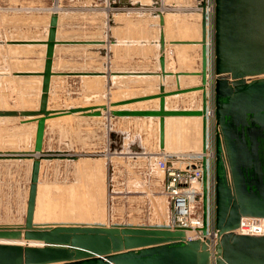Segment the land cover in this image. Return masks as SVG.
<instances>
[{"label": "rangeland", "instance_id": "1", "mask_svg": "<svg viewBox=\"0 0 264 264\" xmlns=\"http://www.w3.org/2000/svg\"><path fill=\"white\" fill-rule=\"evenodd\" d=\"M212 2L207 0L208 9L212 8ZM201 3L202 0H0V110L40 108L43 77L26 74H39L44 70L46 45L36 42L47 40L54 12L58 14L57 40L66 43L55 48L53 71L56 74L51 78L49 109L110 107L112 103L155 94V91L159 94L161 83L166 90L169 88L167 91L177 90V74L178 82L186 75L185 78L193 75L191 78L201 82L191 86H201V74L194 73L202 72V46L187 43L202 39ZM159 13L167 18L164 25L166 70L174 72L170 82L165 80H169L168 75L161 76L159 64ZM208 22L211 100V82L214 81L212 12ZM196 30L197 35H194ZM181 83L183 89L191 87L190 83ZM200 92L195 95V101L203 95V91ZM190 93L172 96L174 100L180 98V104L170 110H195L185 107L183 102L191 97ZM136 104L125 106L138 108ZM126 107H112V110L128 109ZM69 116L67 122L52 123L47 136V146L64 152L65 160L46 163L41 172L35 213L37 223L166 224L171 218L170 198L166 193L164 174L156 166L159 151L165 148L157 144L160 119L111 117L109 113L97 120L83 113ZM30 118L0 119V150L3 154L9 155L19 145L25 148L30 144L31 138L35 137V122L22 123ZM184 120L193 121H171L167 126L168 139ZM106 123L112 125L114 134L113 164L111 170L108 169L107 183L103 166L100 162L94 163L101 157H86L87 153L99 155L104 151ZM194 126L199 140L201 123L196 121ZM26 128L30 129L27 135L24 133ZM181 139L185 141L186 137L181 136ZM202 147L194 151L195 154H200ZM173 151L175 148L166 149L167 153H175ZM13 160L0 161L1 225L22 221L24 224L25 221L30 176Z\"/></svg>", "mask_w": 264, "mask_h": 264}, {"label": "water", "instance_id": "2", "mask_svg": "<svg viewBox=\"0 0 264 264\" xmlns=\"http://www.w3.org/2000/svg\"><path fill=\"white\" fill-rule=\"evenodd\" d=\"M214 117H215V228L218 238L188 239L185 229L145 225H52L37 224L35 213L41 162L52 159L44 151L46 121L54 116L83 113L99 117L102 111L111 117L159 118L161 139L165 119L198 117L202 119L203 152L207 139V94L202 95L201 110H170L167 97L204 91L209 78L207 57V0H202V85L181 88L179 74L175 91L164 84L159 94H151L112 103L110 107L159 100L158 109H119L109 106L75 107L49 110L48 95L55 48L65 44L57 40L58 14L50 18L44 70L41 73L42 98L38 110H0L6 117H35L34 151L30 154H3L0 159H32L24 224L0 225V264H264V235L239 234L244 218L264 219V0H213ZM160 17L159 64L161 76L166 70L165 19ZM116 44V41H113ZM182 43V42H175ZM186 43V42H183ZM188 44H198L194 41ZM163 148V145L161 146ZM5 155V156H4ZM16 155V156H15ZM60 155V154H59ZM64 155V154H61ZM65 157V156H61ZM172 161L167 162L170 167ZM203 164V205L206 235L207 171Z\"/></svg>", "mask_w": 264, "mask_h": 264}, {"label": "built area", "instance_id": "3", "mask_svg": "<svg viewBox=\"0 0 264 264\" xmlns=\"http://www.w3.org/2000/svg\"><path fill=\"white\" fill-rule=\"evenodd\" d=\"M213 6V4H212ZM214 80V79H213ZM212 99L207 98V139L206 152L189 155L188 160L183 156H177L188 164L177 165L174 163L176 156L170 153H161L156 161L157 168L163 172L167 181L166 193L170 198L171 218L161 225L171 230L185 229L188 239L208 238L211 244H215L218 231L215 228V192H214V160H215V117H214V82H211ZM211 102V105L209 104ZM211 107V110L209 109ZM206 158L207 171V219L206 235L202 234L204 226L203 203V164ZM172 161L170 167L167 162ZM195 230L194 235L188 231ZM244 235H264L263 218H244L238 230Z\"/></svg>", "mask_w": 264, "mask_h": 264}, {"label": "crops", "instance_id": "4", "mask_svg": "<svg viewBox=\"0 0 264 264\" xmlns=\"http://www.w3.org/2000/svg\"><path fill=\"white\" fill-rule=\"evenodd\" d=\"M129 109H137V108H129ZM30 110H38V109H30ZM30 110H27V111H30ZM106 114H108V113H105L102 111L101 116L95 117V118H96V120L102 119L103 116ZM35 117L39 118L40 116H35ZM68 117H70V116L69 115L57 116L56 117L57 120H56V118H52V119L50 118L46 121L44 151L50 155H53V158L48 159V160H43L41 162V172L45 168L46 163H51L55 160H57L59 162L65 160V157H61V156H64V155H61L64 152L59 151V150H57V151L52 150L51 148H49V146H47V136L49 135V131L51 130L52 123H54L55 121H57L56 122L57 124H60L61 122H67L68 121L67 119H69ZM27 118H30V117H27ZM170 118H172V117H170ZM30 119L32 120L35 118H30ZM178 119H190V118H178ZM26 121H28V120L26 119ZM166 121H167V118L165 119V130H164L163 141L161 139V132H160L159 141L157 142V144H159L160 148L162 145L165 148L160 150L159 154L163 153V152L167 153L166 152L167 148H175V151H173L175 153H170L173 156H176L174 159V163H176L177 165H181V164L186 165L188 163H187V161H184V160H188V156L191 154H194L195 153L194 151H197L198 149H200L202 144H203L202 131H201V137H199V140H198L197 131L194 128L196 120L195 121L193 120L192 122H190L189 120H184V121H181L179 123V125H181L180 127H178L179 129H176L177 131L173 130V132L171 133V135L169 136V139H168V134H167L168 130H167V122ZM34 122L35 121L26 122V123L29 124V123H34ZM50 122H51V124H50ZM92 123L97 124V122H92ZM23 124H25V123H23ZM36 126H37V123L35 122V131H36ZM105 127H106V129H105V148H104V151H102L99 155H91L90 153H87L86 157L87 156L88 157H98L99 156V158L101 157L99 160H95L94 163L97 164L100 162V164L103 166V168L105 170V178H106L105 183H107L108 169L111 170L112 164H113L112 160H113V138H114V134H113L112 125L110 126V124L108 125L106 123ZM28 131H30V129L26 128V130H24V133L27 135ZM34 134H36V132ZM181 136L183 138L186 137L187 141L186 140L182 141L183 139H181ZM31 139L32 140L30 141L29 145H25V148H23V146L19 145L15 150H13V154H30L31 152H33L34 151L35 137H32ZM26 142H28V141H26ZM0 152H1V150H0ZM177 156H183L185 158H183L184 160H180ZM0 161H2V159H0ZM13 161L18 163L19 167H21V168L24 167V169H26L28 171V175L29 176L31 175V166H32V161H33L32 159H21V160L14 159ZM84 161L86 162V160H84ZM90 163H91V161H90ZM41 172H40V177H41Z\"/></svg>", "mask_w": 264, "mask_h": 264}, {"label": "bare ground", "instance_id": "5", "mask_svg": "<svg viewBox=\"0 0 264 264\" xmlns=\"http://www.w3.org/2000/svg\"><path fill=\"white\" fill-rule=\"evenodd\" d=\"M202 12H203V8H201V11H200V9H199V13H200V15L202 16ZM206 12H207V15H208V17H209V15L211 14V12H212V8L211 9H208L207 7H206ZM210 12V13H209ZM163 14V13H162ZM165 15V14H164ZM199 15V14H198ZM199 15V16H200ZM165 17V16H164ZM199 18V17H198ZM167 19V18H166ZM165 19V20H166ZM186 21V20H185ZM166 22V21H165ZM192 23V22H191ZM177 25V24H176ZM182 25H184V24H182ZM199 25V24H198ZM187 27V26H186ZM191 28H192V26H191ZM196 28V27H195ZM166 31H167V29H166ZM186 32V31H185ZM192 31H190V33H191ZM209 32V31H208ZM178 34V33H177ZM194 35H197V30H196V33H194ZM200 35H202V33H200ZM154 36V35H153ZM159 36V35H158ZM168 36H169V34H168ZM179 36V35H178ZM191 36V35H190ZM209 35H207V42H206V44H207V48H208V41H209ZM175 38V37H174ZM192 38V37H191ZM196 38V37H195ZM153 39H154V37H153ZM172 39V38H171ZM192 39H194V38H192ZM192 39H190V40H192ZM180 40V39H179ZM182 41V40H181ZM186 41V40H185ZM201 41H202V39L200 38V40H195L194 42H197L198 44H196V45H201ZM2 46V45H1ZM202 46V45H201ZM1 48V47H0ZM201 48V47H200ZM144 49V48H143ZM152 50V49H151ZM142 52V51H141ZM148 52V51H147ZM208 52V51H207ZM144 53V52H143ZM146 55V54H145ZM208 57V56H207ZM168 66V65H167ZM169 67V66H168ZM186 67V66H185ZM190 68V67H189ZM187 69H188V67H187ZM169 70V69H168ZM190 70H191V68H190ZM190 70H189V73H190ZM192 70H193V68H192ZM32 72V71H31ZM143 72V71H142ZM150 72V71H149ZM169 72V71H168ZM173 72V71H172ZM182 72V71H181ZM192 72V71H191ZM194 72V71H193ZM55 73V72H54ZM188 73V72H187ZM201 72H197V71H195V73L194 74H196V75H198V74H200ZM173 74H174V72H173ZM176 74V73H175ZM189 75V74H188ZM196 75H194V77L196 76ZM180 76H183V75H180ZM187 76V75H186ZM185 76V77H186ZM154 77V76H153ZM185 77H182V79H180V82H183V84L185 85L186 83H190L189 85L191 86L193 83H195V82H201V81H199L198 79H194V78H191V77H193V75L190 77V78H185ZM1 78V77H0ZM141 78V77H140ZM170 76H169V80H167V79H165L166 80V82H170ZM176 78V77H175ZM180 78V77H179ZM141 80H143V79H141ZM146 80V79H145ZM120 81H122V80H120ZM158 81V80H157ZM171 81H172V78H171ZM148 82V81H147ZM156 82V81H155ZM148 84V83H147ZM149 85V84H148ZM166 86H167V84H166ZM193 86V85H192ZM191 86V87H192ZM29 87V86H28ZM150 87V86H149ZM168 87V86H167ZM180 87L182 88L183 87V85H182V83L180 84ZM190 87V88H191ZM199 87V86H198ZM147 88V87H146ZM152 88V87H151ZM200 88V87H199ZM169 88H167V90H168ZM170 91H171V89H170ZM173 91H175V90H173ZM202 91V90H201ZM200 92V90L199 91H194V92H192V93H190L191 94V97H187V100L186 99H184L183 100V102H184V104L185 105H187V106H185V107H191V108H194L195 110L196 109H199V110H201L202 109V96H201V98H198V100H196L195 101V97L197 96V94ZM203 92H205V94H207V98L210 96V92H209V82H207V84L206 85H204V91ZM155 94H156V91L154 92ZM201 93V92H200ZM187 95V94H186ZM196 95V96H195ZM199 95V94H198ZM138 96V95H137ZM178 95H176V96H173V98L175 97H177ZM134 97V96H133ZM172 98V96L171 97H167V99H166V107L167 108H169V109H174V108H178V105L180 104L179 102V99H177V100H174ZM179 101V102H178ZM158 102H159V100H151V101H146V102H140V103H137L136 105H138L137 107V109H156L157 107H158ZM182 102V103H183ZM198 104H197V103ZM200 103H201V105H200ZM28 104V103H27ZM26 104V105H27ZM196 104V105H195ZM1 105V104H0ZM135 105V104H134ZM198 105V106H197ZM126 106H128V105H126ZM126 106H122V107H126ZM126 108H128V107H126ZM134 108V107H133ZM113 108H111L110 107V110H112ZM115 109V108H114ZM121 109V108H120ZM129 109V108H128ZM28 110H30V109H28ZM50 110H57V111H61V110H68V109H50ZM130 110V109H129ZM57 116H54V117H52V118H56ZM32 118H35V119H27L28 121H26V119L25 120H22V122L23 123H26V122H33L34 120H36V118H38V117H32ZM51 118V119H52ZM178 118H190V119H192V120H196L197 122H199V123H201L202 122V119L201 118H198V117H172V118H167V126L169 127V125L172 123L171 121L172 120H174V119H178ZM1 119H3V118H1ZM56 120H57V118H56ZM195 121V122H196ZM194 123V122H193ZM31 126V125H30ZM200 126V125H199ZM201 126H202V123H201ZM159 127V126H158ZM24 128V127H23ZM203 135V134H202ZM203 145V144H202ZM2 153V152H1ZM5 153V152H4ZM8 153V152H7ZM23 153V152H22ZM164 153V152H163ZM200 154H204V152H203V149L200 151ZM5 156V155H4ZM189 157V156H188ZM27 159H29V158H27ZM37 214H36V216H35V222L37 223ZM23 218H25L24 216H23ZM21 221V220H20ZM23 222V221H22ZM22 222L21 223H16L17 225H21L22 224ZM15 224V225H16ZM38 224V223H37ZM194 232H195V230H190V231H188V234L189 235H194Z\"/></svg>", "mask_w": 264, "mask_h": 264}]
</instances>
